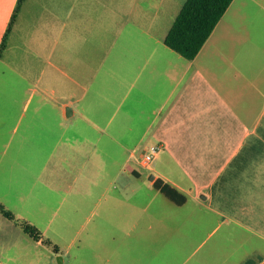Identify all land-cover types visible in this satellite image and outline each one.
I'll list each match as a JSON object with an SVG mask.
<instances>
[{"label":"crops","instance_id":"1","mask_svg":"<svg viewBox=\"0 0 264 264\" xmlns=\"http://www.w3.org/2000/svg\"><path fill=\"white\" fill-rule=\"evenodd\" d=\"M17 4L0 0V47ZM77 9V0H25L8 34L0 60L16 76L0 93V203L15 215L88 212L86 224L101 210L92 228L128 237L116 264H264V0H233L193 60L166 45L172 22L161 39L150 29L105 52L85 82L76 39L90 12ZM136 149L154 173L148 184L132 166ZM128 205L132 216H119Z\"/></svg>","mask_w":264,"mask_h":264},{"label":"rangeland","instance_id":"2","mask_svg":"<svg viewBox=\"0 0 264 264\" xmlns=\"http://www.w3.org/2000/svg\"><path fill=\"white\" fill-rule=\"evenodd\" d=\"M85 1L77 0L76 10L78 16L85 11L90 12L86 20H79V29L83 31L84 36L79 35L76 39V73L79 80L84 82L90 76L92 67L110 49L116 51L120 45L138 39L150 29L155 39L163 38L186 0H87L86 3ZM60 9L62 10V3ZM64 22L61 21L60 25ZM61 40L67 47V59L63 57L61 62V88L62 94H68L70 92L69 39L63 36ZM12 44L16 45L15 38ZM52 46L54 39H46L44 44L46 57L49 56ZM50 69L51 67L47 65V78L52 76ZM15 76L13 71L7 69L6 61L0 60V93L7 92L6 79ZM141 151L134 150L136 158L132 166L142 170L144 181L148 184L154 173L143 164V158H140ZM116 187L117 183H112L111 190L116 192ZM116 195L115 193L110 197L114 198ZM161 197L165 199L164 196ZM129 206L120 207V210L125 212L119 216H132L133 212ZM64 210L66 209L31 207L22 214L14 213L16 220L26 221L41 230L45 239L58 246L59 253H56L52 247L35 241L23 232L16 221L6 220L0 214V264H108V259H113L115 262L112 264H116L117 257L122 254L118 255L117 249L128 241L126 232L118 229H93L92 227L100 221L101 210H97L94 217H91L92 222L87 224L86 220L90 213L70 215ZM113 220L114 222L118 220L117 210ZM125 220H128L127 217ZM125 257L133 261V254Z\"/></svg>","mask_w":264,"mask_h":264},{"label":"trees","instance_id":"3","mask_svg":"<svg viewBox=\"0 0 264 264\" xmlns=\"http://www.w3.org/2000/svg\"><path fill=\"white\" fill-rule=\"evenodd\" d=\"M24 2L25 0H18L0 47V56L6 48L8 34L11 32ZM232 2L233 0H186L166 35V45L189 60L195 59ZM132 172L137 175L133 170ZM154 186L176 205L185 204L187 197L177 188L161 179L156 180ZM0 213L5 218L16 221L23 232L32 239L52 247L56 253H59L58 246L45 239L41 230L31 223L16 220L14 214L1 203Z\"/></svg>","mask_w":264,"mask_h":264},{"label":"built area","instance_id":"4","mask_svg":"<svg viewBox=\"0 0 264 264\" xmlns=\"http://www.w3.org/2000/svg\"><path fill=\"white\" fill-rule=\"evenodd\" d=\"M159 150H160V146L157 145L151 146L144 155V163L149 164L153 160L155 155L159 152Z\"/></svg>","mask_w":264,"mask_h":264}]
</instances>
